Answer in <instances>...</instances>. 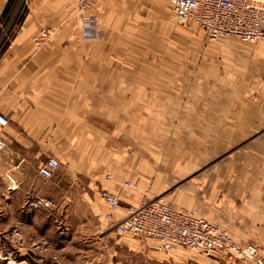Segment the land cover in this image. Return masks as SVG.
I'll list each match as a JSON object with an SVG mask.
<instances>
[{
    "label": "crops",
    "instance_id": "1",
    "mask_svg": "<svg viewBox=\"0 0 264 264\" xmlns=\"http://www.w3.org/2000/svg\"><path fill=\"white\" fill-rule=\"evenodd\" d=\"M67 3L77 0H0V113L11 120L0 130L2 216L9 220L41 195L57 204V221L66 226L61 235L97 233L107 224L101 197L107 190L121 198L116 218L129 206L163 200L197 210L237 243L264 247V84L257 106L247 108L125 110L121 52L139 50L146 44L139 37L154 36L147 27L156 16L167 28L160 25L159 35L168 36L175 18L170 3L101 0L103 43L81 39ZM43 29L52 36L38 46L34 38ZM221 46L238 70L252 68L264 83V42ZM176 114L183 117L172 129ZM50 158L60 168L46 180L39 170ZM127 181L131 189L123 187ZM146 240L158 252L157 242ZM176 248L183 247L158 253Z\"/></svg>",
    "mask_w": 264,
    "mask_h": 264
},
{
    "label": "rangeland",
    "instance_id": "2",
    "mask_svg": "<svg viewBox=\"0 0 264 264\" xmlns=\"http://www.w3.org/2000/svg\"><path fill=\"white\" fill-rule=\"evenodd\" d=\"M161 21L156 16L149 22L147 30L151 32L154 27V36L139 37L141 43H146L140 44L141 49L121 52L126 76L125 110L136 106L134 110L257 106L260 86L264 84L259 81V72L252 68L238 70V64L225 57L227 52L221 46L229 42L238 44V40H210L201 28L179 23L176 18L169 25V35L160 36L161 26L166 28ZM132 94H138V99ZM182 117L173 116L176 119L172 129ZM38 196L44 197H29L24 210L11 211L9 220L0 211V264H254L231 256L216 262L186 248H176L171 255L161 254L152 241L120 237L105 222L97 233L79 234L71 229L61 235L66 226L61 220L57 223L56 203L49 211L30 207V201Z\"/></svg>",
    "mask_w": 264,
    "mask_h": 264
},
{
    "label": "built area",
    "instance_id": "3",
    "mask_svg": "<svg viewBox=\"0 0 264 264\" xmlns=\"http://www.w3.org/2000/svg\"><path fill=\"white\" fill-rule=\"evenodd\" d=\"M177 22L193 23L202 28L210 40L233 38L243 43L256 45L264 42V0H168ZM101 0H77L67 3L65 9L75 15L79 24L81 39L85 42H99L106 38L100 24L98 8ZM50 31L43 29L34 42L38 46L46 44L51 38ZM11 120L0 113V130L10 126ZM0 138V155L5 148ZM60 164L50 158L40 168L39 174L51 180L59 170ZM111 178L108 177L109 181ZM15 185L16 181L11 180ZM74 187L82 193L88 188L75 182ZM125 189H131L125 182ZM101 197L109 208L106 216L109 227L121 237L131 236L142 240L157 242V251L172 252L174 246L199 251L206 257H235L254 264H264V249L257 244H240L233 240L227 231L201 217L195 209H176L163 200L129 206L125 215L116 218L121 207L119 195L107 190ZM34 210L49 211L55 202L48 197H35L30 201ZM58 222V221H57ZM57 261V258L54 257Z\"/></svg>",
    "mask_w": 264,
    "mask_h": 264
}]
</instances>
